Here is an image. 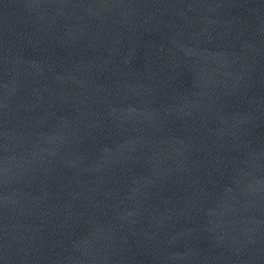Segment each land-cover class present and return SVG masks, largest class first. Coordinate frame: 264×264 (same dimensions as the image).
Segmentation results:
<instances>
[{
    "label": "water",
    "instance_id": "water-1",
    "mask_svg": "<svg viewBox=\"0 0 264 264\" xmlns=\"http://www.w3.org/2000/svg\"><path fill=\"white\" fill-rule=\"evenodd\" d=\"M0 264H264V0H0Z\"/></svg>",
    "mask_w": 264,
    "mask_h": 264
}]
</instances>
